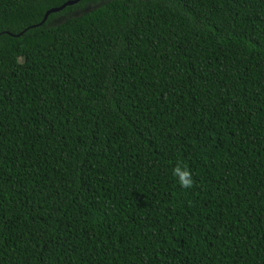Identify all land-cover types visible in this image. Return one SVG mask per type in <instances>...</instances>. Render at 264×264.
<instances>
[{
    "label": "trees",
    "instance_id": "trees-1",
    "mask_svg": "<svg viewBox=\"0 0 264 264\" xmlns=\"http://www.w3.org/2000/svg\"><path fill=\"white\" fill-rule=\"evenodd\" d=\"M66 1L0 0V264H264V0Z\"/></svg>",
    "mask_w": 264,
    "mask_h": 264
},
{
    "label": "clouds",
    "instance_id": "clouds-1",
    "mask_svg": "<svg viewBox=\"0 0 264 264\" xmlns=\"http://www.w3.org/2000/svg\"><path fill=\"white\" fill-rule=\"evenodd\" d=\"M173 176L177 178L179 185L184 189H191L195 184L191 171L179 164L173 169Z\"/></svg>",
    "mask_w": 264,
    "mask_h": 264
},
{
    "label": "water",
    "instance_id": "water-1",
    "mask_svg": "<svg viewBox=\"0 0 264 264\" xmlns=\"http://www.w3.org/2000/svg\"><path fill=\"white\" fill-rule=\"evenodd\" d=\"M78 1L79 0H67L65 3L61 4L58 7H53V8H50V9L46 10L45 13L43 14V17H42L41 21H43L49 13L59 11L62 7L66 6V5L74 4V3L78 2Z\"/></svg>",
    "mask_w": 264,
    "mask_h": 264
}]
</instances>
